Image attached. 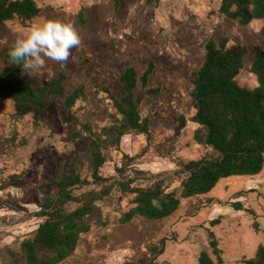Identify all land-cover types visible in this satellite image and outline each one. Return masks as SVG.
Returning <instances> with one entry per match:
<instances>
[{"label":"rangeland","instance_id":"374dc122","mask_svg":"<svg viewBox=\"0 0 264 264\" xmlns=\"http://www.w3.org/2000/svg\"><path fill=\"white\" fill-rule=\"evenodd\" d=\"M35 1L40 8L37 17L0 25V49L12 46L23 32L42 22L71 24L81 44L64 64L45 58L37 77L63 72L66 92L82 84L85 95L71 109L62 99H53L38 117L17 116L13 102L0 97V264H6L18 242L33 235L41 221L35 212L51 191L57 169H76L89 178L87 166L75 163L88 140L73 138L72 129L85 122L99 128L120 117L102 87L110 86L120 96L119 76L126 67L141 74L149 62L153 64L147 84L138 81L135 88L148 133L124 135L100 175L113 182L115 168L127 154L134 158V168L143 171L141 178L163 179L167 191L179 193V163L216 155L196 141L199 125L190 120L191 80L204 60L207 39L225 36L228 46L249 48L262 40L264 20L241 25L227 19L218 11L221 0H117L116 5L113 0ZM249 61L247 55L236 79L253 88L257 83ZM2 66L0 57V70ZM151 88H158V93H146ZM180 115L186 122L176 133ZM131 199L132 195L113 188L98 201L87 219L89 231L80 235L74 253L59 264H149V246L163 237L168 241L156 264H198L202 250L218 264L209 230L221 250V264H244L259 244L264 245V164L256 175L223 178L206 194L180 198L178 208L163 219L134 217L120 224L118 217L132 206ZM234 202H240L243 210H235ZM217 217L220 222L211 226L210 220Z\"/></svg>","mask_w":264,"mask_h":264},{"label":"trees","instance_id":"16d2710c","mask_svg":"<svg viewBox=\"0 0 264 264\" xmlns=\"http://www.w3.org/2000/svg\"><path fill=\"white\" fill-rule=\"evenodd\" d=\"M151 1L146 0V3ZM113 2L117 4V0ZM218 11L227 19L247 25L253 20H264V0H221ZM39 14L35 0H0V25L14 19L29 21ZM79 16L83 24L82 13ZM260 35V44L251 48L228 46L225 36L207 39L204 60L191 80L189 96L194 113L190 120L199 125L194 136L196 141L211 148L216 155L179 163L177 174L182 175L179 193L167 191L163 179L141 178L139 175L143 171L134 168V158L127 154L115 168L117 177L113 182L108 183V179L100 175L101 166L110 151L119 147L124 135L148 133V119L141 117V97L135 94V88L138 81L143 86L147 84L153 64L149 62L141 74L132 66L126 67L119 76L120 96H116L110 86L102 87L120 117L99 128L85 122L79 124V129H72L73 138L88 140L75 163L87 166L89 178L76 169L56 170L51 191L35 212L41 221L32 236L22 239L17 249L8 253L6 264H59L67 259L77 248L80 235L89 231L87 219L96 203L109 196L113 188L121 195H132V206L118 217L120 224H126L134 217L166 218L178 208L180 198L206 194L223 178L258 174L264 164V22ZM11 47L0 49L3 64L0 97L13 102L17 116L38 117L56 98L62 99L66 109H71L84 97L82 84L66 92L63 72L43 79L24 75L20 66L9 62ZM247 55H250L249 72L257 83L253 88L240 85L236 79L244 68ZM158 91V88H151L146 93L157 94ZM185 122L184 116L180 115L176 133ZM72 205L75 206L71 208ZM232 205L235 210H243L240 202ZM247 211L253 214L252 210ZM219 222L217 217L209 223L212 226ZM208 237L212 253L221 264V250L211 230ZM166 241L168 238L163 237L149 246V264H156L155 259L163 253ZM242 263L264 264V245L259 244L254 255ZM198 264L214 262L207 251L202 250Z\"/></svg>","mask_w":264,"mask_h":264},{"label":"clouds","instance_id":"9594fccd","mask_svg":"<svg viewBox=\"0 0 264 264\" xmlns=\"http://www.w3.org/2000/svg\"><path fill=\"white\" fill-rule=\"evenodd\" d=\"M80 44L79 33L71 24L45 21L21 34L8 52L9 62L20 66L27 77H34L46 59L64 64Z\"/></svg>","mask_w":264,"mask_h":264}]
</instances>
